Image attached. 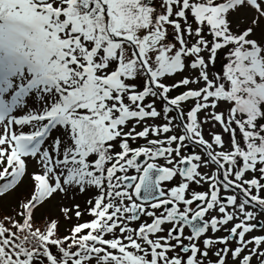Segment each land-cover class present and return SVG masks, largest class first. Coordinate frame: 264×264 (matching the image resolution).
Returning <instances> with one entry per match:
<instances>
[{"label": "snow or ice", "instance_id": "obj_1", "mask_svg": "<svg viewBox=\"0 0 264 264\" xmlns=\"http://www.w3.org/2000/svg\"><path fill=\"white\" fill-rule=\"evenodd\" d=\"M262 21L264 0H0V195L30 177L0 264H264ZM57 196L87 197L63 233L35 220Z\"/></svg>", "mask_w": 264, "mask_h": 264}, {"label": "rangeland", "instance_id": "obj_2", "mask_svg": "<svg viewBox=\"0 0 264 264\" xmlns=\"http://www.w3.org/2000/svg\"><path fill=\"white\" fill-rule=\"evenodd\" d=\"M253 15L255 14L253 13ZM246 18L247 14H237L232 16L231 20L234 24H240L246 22ZM262 26H264V21H262ZM260 35L261 33L258 29L257 38H259ZM27 130L28 129H25V131ZM37 171H39V168L36 166L35 161L31 160V158H28V173L31 174ZM29 179V175H26L23 178V183L20 184L19 187H17L14 191H10L6 195H0V217L14 214V216L18 219V216L16 215V209L25 196L29 195ZM86 199V196H77L75 200H73L71 196H69L67 199L57 196L54 199L48 200L35 210V220L37 223H42L48 217L58 219L60 221V231L63 233L68 227H70V225L65 222L64 217L61 215V208L71 207L74 203H79L83 208L84 200ZM85 219H87V217H85ZM73 222H75L74 219Z\"/></svg>", "mask_w": 264, "mask_h": 264}, {"label": "trees", "instance_id": "obj_3", "mask_svg": "<svg viewBox=\"0 0 264 264\" xmlns=\"http://www.w3.org/2000/svg\"><path fill=\"white\" fill-rule=\"evenodd\" d=\"M8 216H12V217L16 218V217L14 216V214H10V215H8ZM8 216H3V217H0V221H3V220H4V218H5V217H8Z\"/></svg>", "mask_w": 264, "mask_h": 264}]
</instances>
